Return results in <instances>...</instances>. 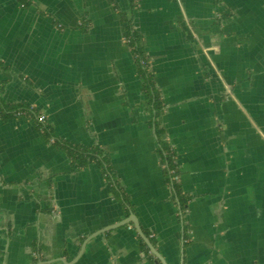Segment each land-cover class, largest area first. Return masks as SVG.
Listing matches in <instances>:
<instances>
[{"label":"crops","instance_id":"1","mask_svg":"<svg viewBox=\"0 0 264 264\" xmlns=\"http://www.w3.org/2000/svg\"><path fill=\"white\" fill-rule=\"evenodd\" d=\"M23 1L0 0V99L35 113L0 115V264H162L128 218L166 264H264V0Z\"/></svg>","mask_w":264,"mask_h":264},{"label":"trees","instance_id":"2","mask_svg":"<svg viewBox=\"0 0 264 264\" xmlns=\"http://www.w3.org/2000/svg\"><path fill=\"white\" fill-rule=\"evenodd\" d=\"M23 1V0H19ZM24 2V1H23ZM136 5L138 4V0H132ZM124 37L127 46L131 50L135 62L137 64L138 72L143 79L144 87L146 91L149 93L151 97L150 103L152 104V110L154 111L155 120H154V127L157 132V136L160 138L163 137L164 132L161 128H159V123L157 122V119L164 113L165 106L162 103V101L159 99L157 94L155 93V84L153 81V77L151 75V72L149 71V59L144 52L143 44L141 43V37L138 33H136L129 20L124 19ZM2 89H0V92ZM0 101H2L0 99ZM4 101L0 104V115L3 118L12 117L16 114L21 115L22 113H27L29 116L34 115V111H32L29 107L25 105H8L5 104ZM39 125V123H38ZM42 127V126H41ZM45 126L42 128V130H45ZM48 131L46 130L45 133ZM48 134V133H47ZM51 136L50 134H48ZM56 143V142H55ZM63 149L66 150L67 154L71 158V161L73 163V168L79 169L86 167L89 162H97L99 163L103 169L104 174L107 179H111L113 181V184L115 183L112 172L108 168V163L105 155L103 154V151L99 148H80L72 145H65L61 146ZM161 155L162 160L161 163L164 166V174L167 178V181L172 186L175 194L178 193L177 185L178 183L174 181V175L171 173L172 170L175 171V173H178L177 171V165L175 161V153L167 146L165 143L161 142ZM116 186V185H115ZM120 200L124 202L123 197L119 196ZM178 198V197H177ZM180 200V199H179ZM181 206L182 202L180 200ZM142 245L147 249L146 244L141 241Z\"/></svg>","mask_w":264,"mask_h":264},{"label":"water","instance_id":"3","mask_svg":"<svg viewBox=\"0 0 264 264\" xmlns=\"http://www.w3.org/2000/svg\"><path fill=\"white\" fill-rule=\"evenodd\" d=\"M133 222L136 228V231L138 233V235L141 237V239L147 244L148 248L150 249L151 253L156 257V259L161 262L162 264H166V262L164 261V259L161 257V255L155 250V248L153 247L152 243L150 242L149 238L147 236H145V234L143 233L142 228L140 227V225L138 224V222L136 220H133L132 218H128L126 223H130Z\"/></svg>","mask_w":264,"mask_h":264},{"label":"built area","instance_id":"4","mask_svg":"<svg viewBox=\"0 0 264 264\" xmlns=\"http://www.w3.org/2000/svg\"><path fill=\"white\" fill-rule=\"evenodd\" d=\"M38 123H39L40 125H44V123H45V117L42 116V115L39 116V117H38ZM44 126H45V125H44ZM46 130H47V129L45 128V130H42V132L44 133ZM55 142H56L55 138L50 136V143H51V144H54Z\"/></svg>","mask_w":264,"mask_h":264}]
</instances>
